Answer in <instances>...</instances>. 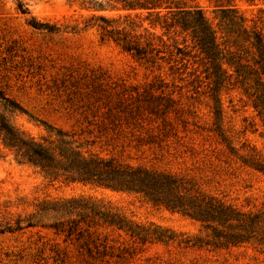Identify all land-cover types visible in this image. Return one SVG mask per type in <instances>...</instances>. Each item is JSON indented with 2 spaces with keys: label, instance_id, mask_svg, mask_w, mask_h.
Returning <instances> with one entry per match:
<instances>
[{
  "label": "rangeland",
  "instance_id": "obj_1",
  "mask_svg": "<svg viewBox=\"0 0 264 264\" xmlns=\"http://www.w3.org/2000/svg\"><path fill=\"white\" fill-rule=\"evenodd\" d=\"M96 1L106 8L84 0H0V89L23 108L11 115L13 123L35 137L68 132L102 156L185 177L246 211L264 210V174L242 160L252 153L264 157V116L253 98L239 84L222 86L218 129L211 79L190 37L151 27L145 11ZM181 1L218 22L219 0ZM230 4L248 26L264 31V0ZM126 14L138 25L134 33L142 45L150 43L145 58L102 38L97 17L122 20ZM73 197L102 201L136 223L183 235L143 243L115 226L89 223L80 237L66 238L49 226L53 218H45L0 232V264H264V251L254 244L180 243L205 236L201 224L137 194L52 180L17 162L0 140V224L28 217L43 200Z\"/></svg>",
  "mask_w": 264,
  "mask_h": 264
},
{
  "label": "trees",
  "instance_id": "obj_2",
  "mask_svg": "<svg viewBox=\"0 0 264 264\" xmlns=\"http://www.w3.org/2000/svg\"><path fill=\"white\" fill-rule=\"evenodd\" d=\"M230 1L219 0L221 3L214 10L218 22L213 25L202 8L181 0H107L113 8L147 12L150 26L161 27L166 35L173 32L190 37L192 48L203 55L205 72L211 79L218 129L222 116L218 94L226 84H239L253 98V107L264 116V31L257 24L248 26L246 18ZM84 2L96 9L106 8L96 0ZM18 7L26 12L21 1H18ZM97 20L102 38L116 41L138 58L147 57L150 43L142 45L139 41L141 36L134 33L138 25L130 14L122 20L99 15ZM31 24L37 28L42 26L35 20H31ZM0 106L3 108L0 111V140L17 162L38 169L52 180L64 179L114 192L137 194L155 206L199 222L205 236H187L181 238L180 243L215 248L254 244L264 251V210L246 211L205 192L185 177L102 156L68 132L58 130L54 138L32 136L13 123L11 115L16 110L23 111V108L1 89ZM220 133L223 136L222 131ZM242 160L264 174L263 156L252 153ZM45 218H53L54 222L49 226L66 238L73 234L80 237L86 229L83 224L89 223L115 226L143 243H169L183 235L159 225L136 223L90 197L43 200L37 211L28 217L18 218L13 224H0V232L35 226Z\"/></svg>",
  "mask_w": 264,
  "mask_h": 264
}]
</instances>
